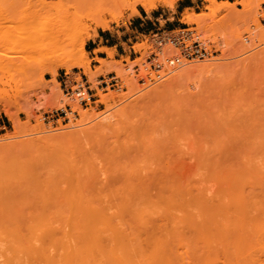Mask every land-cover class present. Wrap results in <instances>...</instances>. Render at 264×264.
<instances>
[{"label": "rangeland", "instance_id": "374dc122", "mask_svg": "<svg viewBox=\"0 0 264 264\" xmlns=\"http://www.w3.org/2000/svg\"><path fill=\"white\" fill-rule=\"evenodd\" d=\"M46 1L53 6L30 18L41 0H0V218L7 212L26 220L59 209L66 213L72 196L98 197L93 202L110 212L122 197L155 195L154 183L163 182L175 163L171 154L191 147L195 134L214 150L224 142L235 149L243 141L246 152L264 146V0H228L236 17L233 10H219L204 19L201 30L184 16L209 14L206 0H175L173 6L156 1L147 10L128 0ZM256 1L247 17L239 16ZM60 11L66 15L58 19ZM255 16L260 28L250 22ZM54 27H67L60 40L53 38ZM183 28L214 54L151 73L142 82L154 33ZM78 37L89 73L76 64L57 67L54 75L37 67L44 52L72 53L71 40ZM164 47L167 54L175 51ZM201 63L216 67L173 80ZM107 74L119 77L120 85L101 89L99 76ZM66 76L86 77L96 96L86 104L66 96ZM84 110L96 113L82 119ZM196 119L211 121L204 126Z\"/></svg>", "mask_w": 264, "mask_h": 264}, {"label": "bare ground", "instance_id": "6f19581e", "mask_svg": "<svg viewBox=\"0 0 264 264\" xmlns=\"http://www.w3.org/2000/svg\"><path fill=\"white\" fill-rule=\"evenodd\" d=\"M156 1L173 6L175 0H128L146 10ZM206 1L210 2L209 14L184 16L185 22H195L199 30L205 28L206 17L235 8V3L228 0ZM259 3L246 4L239 16L247 17ZM52 6L41 0L39 9L29 17ZM231 13L237 14L235 10ZM65 15L60 11L56 18ZM252 20L260 26L257 16ZM66 28L51 29L54 40H60ZM70 44L74 45L72 53L60 56L58 52H44L37 67L54 75L57 67L68 69L76 64L89 73L83 39L74 38ZM215 67L210 63L192 65L174 74L173 80L188 74L211 73ZM88 111L82 112V119L95 112ZM210 121L195 120L204 126ZM192 141L191 147L171 154L175 163L166 166L163 182L154 183L158 187L151 188L155 195L146 191L144 196L117 198L116 204L114 198L110 212H105L103 202H93L102 199H84L86 196L68 198L66 213L65 207L53 215L34 213L30 221V216L26 220L17 212H7L0 218V264H187L186 257L189 264H264V146L246 152L243 141L235 149L224 142L214 150L205 147L196 134ZM229 165H235L233 170L222 169ZM110 207H106L107 211Z\"/></svg>", "mask_w": 264, "mask_h": 264}, {"label": "built area", "instance_id": "2783aa9c", "mask_svg": "<svg viewBox=\"0 0 264 264\" xmlns=\"http://www.w3.org/2000/svg\"><path fill=\"white\" fill-rule=\"evenodd\" d=\"M156 38L152 45L151 51L146 57L143 64L144 74L140 77L142 82L150 79V74L158 75V72L167 67L179 66L190 60H204L210 58L214 54V49L208 47L202 42L197 35L186 28L179 31L154 33ZM165 45L171 46L168 48L175 49L173 53L167 54ZM99 84L101 89H106L110 86H119L120 79L115 74L100 75ZM62 91L68 97L76 98L80 104H86L96 95L92 92L89 82L86 77L79 79H63ZM62 116L66 115V111L59 109Z\"/></svg>", "mask_w": 264, "mask_h": 264}]
</instances>
